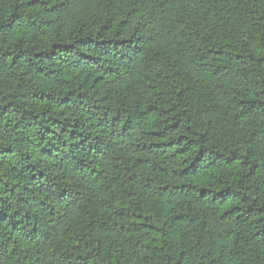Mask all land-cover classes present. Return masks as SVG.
<instances>
[{
    "label": "trees",
    "instance_id": "1",
    "mask_svg": "<svg viewBox=\"0 0 264 264\" xmlns=\"http://www.w3.org/2000/svg\"><path fill=\"white\" fill-rule=\"evenodd\" d=\"M0 264H264V0H0Z\"/></svg>",
    "mask_w": 264,
    "mask_h": 264
}]
</instances>
